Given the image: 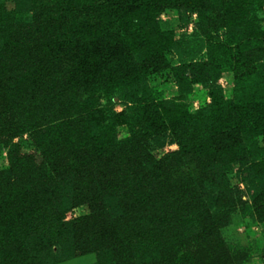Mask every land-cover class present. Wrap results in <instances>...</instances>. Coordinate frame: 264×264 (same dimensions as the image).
<instances>
[{
	"label": "trees",
	"instance_id": "16d2710c",
	"mask_svg": "<svg viewBox=\"0 0 264 264\" xmlns=\"http://www.w3.org/2000/svg\"><path fill=\"white\" fill-rule=\"evenodd\" d=\"M168 7L198 14L189 42L206 58H185V41L159 30ZM263 8L264 0H0V152L8 153L0 264L89 253L97 264H231L221 229L241 199L228 176L234 165L250 195L242 210L264 222ZM167 68L181 94L201 83L211 102L168 118L147 82ZM227 71L231 99L218 84ZM115 94L128 110H115ZM24 133L35 151L14 141ZM168 140L179 149L158 157ZM82 205L88 214L66 219Z\"/></svg>",
	"mask_w": 264,
	"mask_h": 264
},
{
	"label": "rangeland",
	"instance_id": "374dc122",
	"mask_svg": "<svg viewBox=\"0 0 264 264\" xmlns=\"http://www.w3.org/2000/svg\"><path fill=\"white\" fill-rule=\"evenodd\" d=\"M7 6L13 9L15 8V2L9 1ZM185 10V7L183 10L168 7L158 16L156 24L159 30L174 31L177 40L185 41L180 44L181 48L188 54L186 56L184 55L185 58L202 60L207 57L206 49L200 50L189 42L191 34L199 29L198 14L196 12H186ZM261 14L264 16V8ZM150 24L149 30L151 34L156 35L158 27L154 29L150 27ZM211 30L213 35L222 34L223 32L222 29L220 31L214 30L213 26H211ZM174 50L168 52V58L172 66L179 63V55ZM234 76V72L227 71L223 73L218 81V84L224 89L225 96L230 99L234 96ZM147 82L152 89V94L163 103L162 106L170 119L181 117V114L184 112L195 113L198 109L211 102L209 90L201 83H196L190 93L181 94L176 84L172 68H167L158 73L149 75L147 77ZM126 105L128 104H126L124 99H121L119 94L114 95L113 106L117 112L128 110ZM118 133L120 137H125L128 133L127 127L125 125H120L118 127ZM14 141L20 144L22 152L24 153L36 150V145L32 141L29 133L19 135ZM260 143L264 145V137L260 138ZM178 149L179 146L176 143L168 140L164 147L155 149V153L158 157H161L166 153ZM7 154V148H4L0 152V168L6 165ZM228 176L232 185L240 190L241 195V199H236V208L231 213V222L221 229V238L226 243L227 250L231 257L230 263L264 264V222H259L253 216L245 214L242 210V207L245 206L244 202L250 201V195L241 180V168L239 165H234L233 168L228 171ZM88 211L86 205L76 207L67 213L66 219L74 220L88 214ZM98 261L99 259L96 253H89L54 264H97Z\"/></svg>",
	"mask_w": 264,
	"mask_h": 264
}]
</instances>
